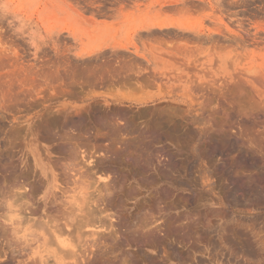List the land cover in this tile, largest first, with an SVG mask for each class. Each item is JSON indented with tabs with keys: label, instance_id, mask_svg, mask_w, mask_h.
<instances>
[{
	"label": "rangeland",
	"instance_id": "obj_1",
	"mask_svg": "<svg viewBox=\"0 0 264 264\" xmlns=\"http://www.w3.org/2000/svg\"><path fill=\"white\" fill-rule=\"evenodd\" d=\"M207 2L214 9L206 20L168 7ZM168 13L189 16L186 24L251 27L264 24V0H0V264H264V161L244 154L230 135L212 166L204 136L182 128L177 140L171 131L182 106L172 103L181 86L168 71L192 52L205 62L219 46L187 41L178 28L151 30L120 19L150 14L160 23ZM244 46L264 52V42ZM155 67L165 86L152 81ZM155 90L166 100L136 99ZM86 95L97 96L89 108L60 115V107L78 106ZM203 104L192 107L200 117L216 108ZM242 108L222 107V131L233 132L239 118L230 113ZM245 132L240 128L247 140ZM37 150L45 175L35 170ZM206 171L212 190L203 183Z\"/></svg>",
	"mask_w": 264,
	"mask_h": 264
},
{
	"label": "bare ground",
	"instance_id": "obj_2",
	"mask_svg": "<svg viewBox=\"0 0 264 264\" xmlns=\"http://www.w3.org/2000/svg\"><path fill=\"white\" fill-rule=\"evenodd\" d=\"M218 2V1H217ZM221 2V1H220ZM227 3V2H226ZM193 8H191L192 10ZM221 20V19H220ZM178 23V22H176ZM224 24V23H223ZM160 26L165 25V22H160L159 23ZM167 25V24H166ZM169 25V24H168ZM171 25V23H170ZM215 26H209L206 24H186V23H181L178 25V32H182V33H187L188 35H190V38L186 37L188 36L187 34L185 35L188 40H190V42H211L212 45H216L219 46L220 49H218L219 47H216V51H207L210 52V54L208 53L207 58H205V54L203 55L205 58V62L201 61L200 58H202L201 56L199 57V53H195L193 54V52L191 50L190 55L181 58V59H177L180 60V66H174L175 64L177 65V63L173 64V66L175 67L174 70L172 71H168L169 75H171V73L173 75H175V77L173 76V80L175 78V80L180 83L181 86V93L177 95V99L172 101V103L179 105L178 107H181L179 109L180 112V119H178V121L174 122V124L171 127V131L175 134V138L177 140H181L179 138V136L177 135L178 132L181 131L182 128H185L186 131L188 132V134H190L191 132H193L192 130H194V132L196 131V134H201L202 136L205 137L206 139V147H205V155L204 157L207 158L210 162V164H212L211 162L216 161V157L219 156V153L221 152V149L223 148L224 144H226L228 137L230 135H234L235 136V140L236 143L238 145H241L245 148L246 153L250 158L255 159L257 162L259 160L264 161V52H262L260 49L258 50H253V51H248L247 49H245L244 47V43H246L247 40L251 39L252 42L254 44H257L260 46V44H263L264 42V36L262 37L261 34H264V24H256L253 25L251 27H247L245 25H242L241 23L237 26H231V25H217L214 24ZM140 26V25H139ZM147 28V27H146ZM176 30L173 28H171L170 30L172 31ZM254 30V36L250 37V31ZM152 30V29H151ZM168 31V29H167ZM155 32V31H154ZM174 32V31H173ZM176 32V33H178ZM164 33V32H163ZM172 34V33H170ZM175 34V33H174ZM149 35V34H148ZM163 35V34H162ZM173 35V34H172ZM171 35V36H172ZM178 35V34H177ZM183 35V34H182ZM174 36V35H173ZM161 37V36H160ZM169 37V36H168ZM183 36V38H185ZM166 38V37H165ZM221 38H224L221 41ZM180 41V40H179ZM186 40L182 39L181 42H184ZM230 41L234 43H231L232 47L230 46V44H228ZM146 42V41H145ZM189 42V43H190ZM131 43V42H130ZM185 43V42H184ZM187 43V42H186ZM193 43V44H194ZM199 43V44H200ZM210 43V44H211ZM156 44V43H155ZM108 45V44H107ZM125 46L127 44H124ZM130 45V44H129ZM175 44H173L174 46ZM179 45V44H178ZM230 47H228V46ZM156 46V45H154ZM166 46V45H165ZM180 46V45H179ZM182 46V45H181ZM185 46V45H184ZM190 46V45H189ZM122 47V46H121ZM152 47V46H151ZM164 47V46H163ZM162 47V48H163ZM195 47V46H194ZM198 46L196 44V47L192 48L196 49ZM213 47V46H211ZM226 47H228L226 49ZM168 47H166L167 49ZM172 48V46H171ZM177 48V47H176ZM180 48V47H179ZM190 48V47H189ZM190 48V49H191ZM206 48V47H205ZM215 48V47H214ZM214 48H211L210 50H213ZM147 49V48H146ZM187 46H186V50H187ZM209 49V48H208ZM206 48V50H208ZM155 50V48H154ZM168 50V49H167ZM183 50V49H182ZM199 50V49H198ZM158 51V50H157ZM160 51V49H159ZM175 51V50H174ZM178 51V50H177ZM181 51V49H180ZM189 51H183V52H189ZM195 51V50H194ZM201 51V49H200ZM138 52V51H137ZM153 52V51H152ZM172 52V50H171ZM168 52V53H171ZM182 52V51H181ZM182 52V54H183ZM196 52V51H195ZM204 52V51H203ZM155 53L156 52L155 50ZM127 54V53H126ZM150 54V53H149ZM179 54V53H178ZM177 54V57H178ZM182 54L180 56H182ZM137 55V54H136ZM142 55V54H141ZM168 55V54H167ZM144 56V55H143ZM169 56V55H168ZM172 56V55H171ZM173 56L175 57L176 60V55ZM172 57H168L170 59L173 58ZM151 57V56H150ZM161 57V55H160ZM153 58V57H152ZM155 58V57H154ZM158 60L160 58H158V56L156 57ZM167 58V59H168ZM179 58V57H178ZM163 59V56H162ZM166 59V58H165ZM174 59V58H173ZM172 59V61H173ZM203 59V58H202ZM127 62V60H125ZM131 61V60H128ZM161 61V60H160ZM171 61V60H170ZM156 61H154L155 63ZM157 63V62H156ZM138 64V63H137ZM162 64V63H161ZM171 64V63H169ZM133 65V64H132ZM157 65V64H156ZM112 66V65H111ZM123 66V65H121ZM131 66V65H130ZM165 66V65H164ZM163 66V67H164ZM171 66V65H170ZM202 66V68H201ZM120 67V66H119ZM125 67V66H124ZM162 67V66H161ZM127 68V67H126ZM130 69V67H128ZM133 68V67H132ZM139 68V67H138ZM138 68L136 70H138ZM155 71L153 73V78L152 81L154 80L155 84H159L160 85H164L161 84L163 83L161 80V74L162 72H160L158 67H155ZM79 69V68H78ZM121 69V68H120ZM143 69H145L143 67ZM152 69V68H151ZM164 69V68H163ZM173 69V67H172ZM154 70V69H153ZM152 70V71H153ZM203 70H206L204 74H202L201 72ZM131 71V70H130ZM143 71V70H142ZM18 72V71H17ZM167 72V71H165ZM204 72V71H203ZM101 76H103V73ZM127 74V73H125ZM167 75V76H169ZM58 76V74H57ZM83 76V75H82ZM94 76V75H93ZM97 76V75H96ZM133 77V75H131ZM130 76V77H131ZM26 77V76H25ZM24 77V78H25ZM87 77V76H85ZM92 77V76H91ZM50 78V77H49ZM67 78V77H66ZM75 78V77H74ZM77 78V77H76ZM79 78V77H78ZM77 78V79H78ZM94 78V77H92ZM90 78V79H92ZM96 78V77H95ZM94 78V79H95ZM105 78V77H104ZM102 78V80L104 79ZM141 78V77H140ZM143 78V77H142ZM169 78V77H168ZM51 79V78H50ZM84 79V78H83ZM101 79V78H100ZM98 80V78H97ZM109 80V79H108ZM163 80V79H162ZM170 79H168L169 81ZM174 80V81H175ZM57 81V80H56ZM55 81V82H56ZM73 81V80H72ZM78 81V80H77ZM85 81V80H84ZM106 81V79H105ZM144 81V79H143ZM146 81V80H145ZM166 81V80H165ZM81 83V82H79ZM85 83V82H83ZM108 83V82H107ZM141 83V82H140ZM143 83V82H142ZM176 83V82H175ZM34 84V83H33ZM90 84V83H89ZM88 84V85H89ZM154 84V85H155ZM168 84V83H167ZM64 85V84H63ZM94 85V84H93ZM173 85V84H172ZM34 86V85H33ZM32 86V87H33ZM59 86V85H58ZM67 86V85H66ZM71 86V85H70ZM82 86V85H81ZM107 86V85H106ZM109 86V85H108ZM107 86V87H108ZM165 86V85H164ZM177 86V85H176ZM43 87V86H42ZM88 87V86H87ZM143 87V86H142ZM156 87V86H155ZM170 88V86H168ZM37 88V87H35ZM67 88V87H66ZM89 88H92L91 86ZM95 88V87H94ZM167 88V87H165ZM55 89V88H54ZM62 89V88H60ZM69 89V88H68ZM71 89V88H70ZM74 89V88H73ZM156 89V88H155ZM163 90V88H161ZM168 89V88H167ZM172 89V86H171ZM37 90V89H36ZM50 90V89H49ZM65 90V88H64ZM75 90V89H74ZM72 90V91H74ZM93 90V89H92ZM95 90V89H94ZM98 90V88H97ZM138 90V89H137ZM178 90L179 89H175ZM46 91V90H45ZM66 91V90H65ZM103 91V90H102ZM156 91V90H155ZM57 92V91H56ZM55 92V93H56ZM71 92V91H69ZM99 92V91H98ZM174 92V91H173ZM172 92V93H173ZM22 93V92H21ZM29 93V91H28ZM59 93V92H58ZM64 93V92H63ZM95 93V92H94ZM100 93V92H99ZM177 93V92H176ZM31 94L34 95V93L32 92ZM30 94V96H31ZM68 95V94H67ZM92 95V94H91ZM97 95V94H96ZM101 95V94H100ZM176 95V94H175ZM26 96V95H25ZM23 95V98L25 97ZM80 96V95H79ZM90 96V95H89ZM36 97V96H34ZM32 96V98H34ZM43 97V96H42ZM22 98V96L20 97ZM45 98V96H44ZM53 98V97H52ZM51 98V100H53ZM98 98L99 95H98ZM167 95L160 92V91H156L154 93H150V94H145L142 96H138L136 97V99L139 100H150V99H154V100H160V99H165L166 100ZM201 99L204 104L201 106H208L207 108L210 107V105H215L216 108L215 109H204V113L201 114L202 116L200 117V115L198 113L194 112V109L192 108L193 105H196L198 100ZM37 99V98H36ZM48 99V98H47ZM97 96L93 95L91 97H87L84 98L82 100V103L78 106H70L68 104L63 105L62 107H60L59 112L60 115L62 113V115H66L68 116H72V114H78L83 110V109H87L85 108L86 106H88V103H91L93 101H96ZM101 99V98H100ZM104 99V98H103ZM119 99V98H118ZM198 99V100H197ZM34 100V99H33ZM50 100V99H49ZM105 100V99H104ZM173 100V99H171ZM197 100V101H196ZM38 101V99L36 100ZM41 101H43L41 99ZM39 101V102H41ZM59 101V100H58ZM101 101V100H100ZM193 101L196 102V104H192ZM44 102V101H43ZM99 102V101H97ZM168 102V101H167ZM186 102H189V105H191V107L187 108L186 107ZM30 103V101L28 102ZM95 103V102H94ZM33 104V103H31ZM93 104V103H92ZM97 104V103H96ZM93 104V105H96ZM102 104V103H101ZM173 104V105H174ZM202 104V103H200ZM52 105V104H51ZM75 105V104H74ZM77 105V104H76ZM100 105V102H99ZM227 105H239V106H243L244 108H242L241 110H234L231 111L230 115L234 116V117H238L239 119L235 121V126L233 129V132L230 131V127L229 130L226 131H222V127L220 124H222V122H217L216 121V115L219 114L220 115H224L225 112H223L222 107L227 106ZM4 106V105H3ZM29 106V105H28ZM34 106V105H32ZM41 106V104H40ZM46 106V105H45ZM50 106V105H49ZM54 106V105H53ZM51 106V107H53ZM61 106V105H60ZM90 106V105H89ZM172 106V105H171ZM184 106V107H183ZM23 107V106H22ZM59 107V106H58ZM157 107V105H156ZM164 107V106H163ZM166 107V106H165ZM197 107V105L195 106ZM194 107V108H195ZM35 108V106H34ZM41 108V107H40ZM46 108V107H45ZM49 108V107H48ZM176 108V107H175ZM9 109V108H8ZM13 109V108H12ZM17 109V108H16ZM26 109V108H25ZM54 109V108H53ZM197 108H195L196 111ZM32 110V109H31ZM47 111H51L50 109H46ZM58 110V109H57ZM166 110V108H165ZM201 110V109H200ZM20 111V110H19ZM39 111V110H38ZM41 111V110H40ZM172 111V109H171ZM9 112V111H8ZM42 112V111H41ZM46 112V111H45ZM40 113V112H39ZM47 113V112H46ZM161 113V112H160ZM6 114V113H5ZM38 114V113H37ZM36 114V115H37ZM104 114V113H103ZM179 115V114H178ZM50 116V115H49ZM96 116V115H95ZM6 117V116H5ZM84 117V115H83ZM227 117V116H225ZM230 117V116H229ZM89 118V117H88ZM95 118V117H94ZM50 119V118H49ZM175 119V118H174ZM25 120V119H24ZM27 120H30L27 118ZM226 121V119H224ZM1 121V120H0ZM38 121V120H37ZM4 122V121H3ZM16 122V121H15ZM9 123V122H8ZM46 123V122H45ZM44 123V124H45ZM40 124V122H39ZM228 124V123H227ZM99 127V126H98ZM170 127V126H169ZM244 127L246 132H245V136L248 135V139L246 140L243 136L240 135V128ZM17 128V127H16ZM100 128V127H99ZM102 128V127H101ZM19 129V128H17ZM95 129V128H94ZM97 129V128H96ZM185 131V130H184ZM193 132V133H194ZM179 134V133H178ZM100 135V134H99ZM98 135V136H99ZM192 135V133H191ZM195 135V134H194ZM200 135V137H201ZM97 136V137H98ZM198 136V135H197ZM193 137V136H191ZM243 137V138H242ZM199 138V137H198ZM4 140V139H3ZM188 140V139H187ZM3 143V142H2ZM179 143V142H178ZM59 146V145H58ZM37 148H39L37 146ZM36 150V149H35ZM42 150V148H41ZM34 151V150H32ZM42 153V152H41ZM30 154V153H29ZM3 155V154H2ZM30 156V155H29ZM33 156V161L35 164V170L36 173L39 170L40 175H45L47 174L46 170L44 168L42 164V160L40 159V155L37 152L32 153ZM4 157V156H3ZM31 158V156H30ZM221 158V157H220ZM2 159V158H1ZM202 159V158H201ZM223 159V158H222ZM252 159V160H253ZM247 160V159H246ZM251 160V159H250ZM251 160V161H252ZM254 160V161H255ZM5 161V160H4ZM201 161H204L203 159ZM206 161V160H205ZM208 163V166L210 165ZM206 163V164H207ZM214 164H212L213 166ZM216 165V164H215ZM199 166V165H198ZM205 166V165H204ZM38 167V168H37ZM201 167V166H199ZM206 167V166H205ZM216 167V166H215ZM40 168V169H39ZM209 167H207L208 170ZM38 169V170H37ZM201 169V168H200ZM199 169V170H200ZM204 169V168H203ZM206 170V169H204ZM203 170V171H204ZM211 171V170H209ZM61 172V170H60ZM207 172V171H206ZM35 173V174H36ZM217 173V172H216ZM66 174V173H65ZM64 174V175H65ZM59 175V174H58ZM57 175V176H58ZM63 175V176H64ZM154 175V174H153ZM49 176V175H48ZM47 176V177H48ZM62 176V175H61ZM66 176V175H65ZM220 177V176H219ZM229 178V177H228ZM68 179V178H67ZM244 179V178H242ZM69 180V179H68ZM245 180V179H244ZM243 180V181H244ZM250 180V179H249ZM72 182H70L71 184ZM203 183L204 185H206L210 190L213 189V184L214 183V178L211 172H207L203 175ZM68 184V183H67ZM254 186H260L261 185V179L259 177H256L255 180L253 181ZM22 185V184H21ZM48 185V184H47ZM58 185V184H57ZM49 186V185H48ZM239 191L241 193V196H246L245 194V190H246V186L244 185L243 182L239 183ZM25 187V185H24ZM30 187V186H29ZM58 187H61L58 185ZM57 187V188H58ZM66 187V186H65ZM46 189V186H45ZM60 189V188H59ZM232 189V188H231ZM62 190V189H61ZM257 190V189H256ZM45 191V190H44ZM57 191V190H56ZM55 191V192H56ZM5 192V191H4ZM48 194H52V192H54V185L49 187L48 190ZM36 193V192H35ZM46 193V192H45ZM216 194V193H214ZM226 194V193H225ZM245 194V195H244ZM15 195V194H14ZM31 195V194H30ZM47 195V194H46ZM33 196V195H32ZM80 196V195H79ZM219 196V195H218ZM35 197V196H34ZM48 197V195H47ZM50 197V196H49ZM52 198L53 195L51 196ZM77 198V197H76ZM85 199V197H82ZM60 199V198H59ZM80 199V198H79ZM84 199H82V203H85ZM51 200V199H50ZM74 200V199H73ZM86 200V199H85ZM14 201V200H13ZM56 201V200H54ZM65 201V200H64ZM84 201V202H83ZM62 202V201H61ZM81 202V201H80ZM13 203V202H12ZM14 203L16 204V202L14 201ZM53 203H57L53 202ZM59 203V202H58ZM63 203V202H62ZM61 203V204H62ZM73 203V202H72ZM14 204V205H15ZM60 204V206H61ZM66 204V203H65ZM64 204V205H65ZM23 205V204H22ZM26 205V203H25ZM41 205V204H40ZM49 205H53L52 202L49 203ZM59 205V204H58ZM68 205V204H67ZM70 205V204H69ZM82 205V204H81ZM24 206V205H23ZM28 206V205H27ZM30 206V205H29ZM59 206V207H60ZM83 206V205H82ZM85 206V205H84ZM31 207V206H30ZM57 207V206H56ZM55 207V208H56ZM20 208H22L20 206ZM25 208V207H24ZM38 208V207H37ZM69 208V207H68ZM71 208V207H70ZM74 208V207H73ZM72 208V210H73ZM85 208V207H84ZM58 209V208H56ZM75 209V208H74ZM35 210V208H34ZM47 210V209H46ZM52 210V209H51ZM76 210V209H75ZM83 210V209H82ZM225 210V209H224ZM50 211V210H49ZM59 211V209H58ZM84 211V210H83ZM34 212V211H33ZM64 212V211H63ZM67 212V211H66ZM29 213V212H28ZM36 213V212H35ZM21 214V213H20ZM67 214V213H66ZM65 214V215H66ZM48 215V214H47ZM51 216V215H50ZM68 216V214L66 215V217ZM112 216V215H111ZM65 217V216H64ZM70 217V216H69ZM51 218V217H50ZM39 219V217H38ZM54 219V218H53ZM57 219V217H56ZM65 219V218H63ZM26 220V219H25ZM40 220V219H39ZM61 220V219H60ZM106 220V219H105ZM109 221V219H107ZM106 220V221H107ZM24 221V220H22ZM48 221V220H47ZM42 222V221H40ZM49 222V221H48ZM53 222V220H52ZM50 222V223H52ZM59 222V221H58ZM71 222V221H69ZM68 222V224H69ZM63 223V222H62ZM110 223V222H108ZM121 223V222H120ZM38 224V223H37ZM37 224H34L35 226ZM56 224V223H55ZM33 225V224H31ZM109 225V224H107ZM8 226V225H7ZM41 226V225H40ZM53 226V225H52ZM56 227V225H54ZM4 227V226H3ZM44 228V225L42 226ZM60 227V225H59ZM37 228V226H36ZM107 228V227H105ZM13 229V228H12ZM39 229V228H38ZM46 229V228H45ZM57 229V228H56ZM119 229V228H118ZM48 231V230H47ZM50 231V230H49ZM69 231V230H68ZM66 232V231H65ZM46 233V232H45ZM49 234H53L48 232ZM31 234V233H30ZM36 234V233H35ZM118 236V235H117ZM33 237V236H32ZM41 237V236H39ZM53 237V236H52ZM51 237V238H52ZM50 238V237H49ZM122 238V237H121ZM133 238V237H132ZM227 238V237H226ZM135 239V238H134ZM132 239V240H134ZM7 240V238H6ZM39 240V239H38ZM54 240V237H53ZM131 240V239H130ZM9 241V240H8ZM136 241V240H134ZM139 241V240H138ZM127 242V241H126ZM140 242V241H139ZM120 243V242H119ZM118 243V244H119ZM132 243V242H131ZM244 243V242H243ZM133 244V243H132ZM146 245V244H145ZM57 246V245H56ZM58 247V246H57ZM8 248V247H7ZM60 248V247H58ZM57 248V249H58ZM62 249V248H61ZM60 249V250H61ZM11 250V249H10ZM28 250V249H27ZM59 250V249H58ZM64 250V249H63ZM66 250V249H65ZM167 250V249H166ZM249 250V249H248ZM67 251V250H66ZM13 254V253H12ZM9 256V255H8ZM15 256V255H14ZM17 256V255H16ZM15 256V257H16ZM19 256V255H18ZM11 259V257H10ZM26 259V258H25ZM164 260V259H163ZM19 261V260H18ZM110 261V260H109ZM10 262V261H9ZM14 262V261H13ZM20 262V261H19ZM28 263V262H27ZM26 263V264H27ZM34 264V263H33ZM106 264V263H105ZM137 264V262H136ZM207 264V263H206Z\"/></svg>",
	"mask_w": 264,
	"mask_h": 264
},
{
	"label": "crops",
	"instance_id": "obj_3",
	"mask_svg": "<svg viewBox=\"0 0 264 264\" xmlns=\"http://www.w3.org/2000/svg\"><path fill=\"white\" fill-rule=\"evenodd\" d=\"M169 8H173V7H183L186 9H183V11H187V12H199L201 13L200 16H194V18H200L202 20H206L208 18V16L206 15V13L211 12L214 9V6L207 2V3H198V4H171L168 6ZM191 8H193L191 10ZM178 10V9H177ZM167 12H172V10H166ZM127 17L125 16H121L120 19L121 20H126V24L127 22H133V23H140V25H142V27H147V28H165V29H171V28H178V25L186 22L185 20L187 18H189V16H185V15H176L173 16L171 13L166 14L165 18H164V22L165 25L160 26L159 25V21L157 20L155 15H146V17L141 18V17H136V16H130V18L126 19ZM178 22V23H176ZM171 23V25H170ZM167 24V25H166ZM169 24V25H168Z\"/></svg>",
	"mask_w": 264,
	"mask_h": 264
}]
</instances>
